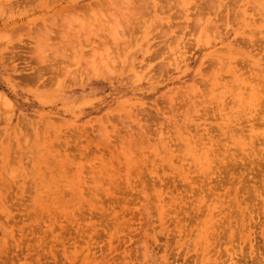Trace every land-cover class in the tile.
Returning a JSON list of instances; mask_svg holds the SVG:
<instances>
[{
  "label": "rangeland",
  "instance_id": "obj_1",
  "mask_svg": "<svg viewBox=\"0 0 264 264\" xmlns=\"http://www.w3.org/2000/svg\"><path fill=\"white\" fill-rule=\"evenodd\" d=\"M7 1L0 264H264V0Z\"/></svg>",
  "mask_w": 264,
  "mask_h": 264
},
{
  "label": "bare ground",
  "instance_id": "obj_2",
  "mask_svg": "<svg viewBox=\"0 0 264 264\" xmlns=\"http://www.w3.org/2000/svg\"><path fill=\"white\" fill-rule=\"evenodd\" d=\"M56 1H58L59 2V0H41V2H42V4L41 3H38L37 5L38 6H40V7H43V8H47V7H49V6H51L50 5V2L52 3V2H56ZM19 2H20V0H16V5H19ZM57 2V3H58ZM7 3L12 7L13 6V3H12V1L11 0H9V1H7ZM52 5H53V3H52ZM25 6V4H23L22 5V7H24ZM74 6V5H73ZM26 8V7H25ZM73 9L74 7H71L70 6V8L69 9ZM75 9V8H74ZM2 10L3 9H0V18L1 19H4V15H3V13H2ZM77 10V9H76ZM75 11V10H74ZM4 20H7V19H4ZM4 23L6 22V21H3ZM46 23H50V21H44V25H46ZM41 29V28H40ZM45 31L47 32L48 30L47 29H45ZM40 32V31H39ZM50 33H51V31H48L47 33H46V35L49 37L50 36Z\"/></svg>",
  "mask_w": 264,
  "mask_h": 264
}]
</instances>
